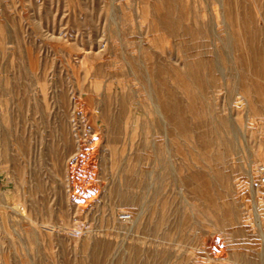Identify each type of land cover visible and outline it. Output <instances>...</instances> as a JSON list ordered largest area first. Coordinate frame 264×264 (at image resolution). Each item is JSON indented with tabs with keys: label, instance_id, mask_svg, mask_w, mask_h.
<instances>
[{
	"label": "rangeland",
	"instance_id": "374dc122",
	"mask_svg": "<svg viewBox=\"0 0 264 264\" xmlns=\"http://www.w3.org/2000/svg\"><path fill=\"white\" fill-rule=\"evenodd\" d=\"M250 26L264 30V0H0V193L15 189L0 204V257L264 264L254 216L258 207L264 229V113L249 110L247 74L232 62ZM148 78L167 107L165 134L152 114L151 125L120 119L115 135L107 120L96 127L109 87L130 82L147 97ZM208 111L232 117L234 152L211 141Z\"/></svg>",
	"mask_w": 264,
	"mask_h": 264
},
{
	"label": "bare ground",
	"instance_id": "6f19581e",
	"mask_svg": "<svg viewBox=\"0 0 264 264\" xmlns=\"http://www.w3.org/2000/svg\"><path fill=\"white\" fill-rule=\"evenodd\" d=\"M222 22L227 25L225 14H223ZM235 44H234L235 46H238L237 48L239 50V53L237 55H234V57L232 58V62L235 65V69H237L238 67L239 68L243 67L241 69L245 70L247 74L246 75L247 83L248 85H250V86H247V84L244 85L243 88L246 92H248V94L243 97L245 98V101L247 102V106L250 111H252L254 114L264 113V30L262 26L260 27L250 26L248 30V34L244 33V31L239 30L237 33ZM229 45H231V41H229V43H225V48H228ZM238 61L241 63V66H239ZM149 81H150V78H148V82ZM143 87L145 89L147 97L143 96L141 92H138V90L133 88L130 82H126L122 84L121 90L117 91L116 93H112L109 87L108 93H106L105 97L103 96L101 99H99V102L103 103V107L99 108L100 111H92L93 113L92 117L95 121L96 127H98L99 129L102 128V123H106V120H107L109 123L108 133L110 135H115L116 132L119 130V128H121V126L119 125L120 119L129 117L131 118V123L133 124H139L141 122H144V123L151 125L150 114H152L154 117L153 122H154V126L156 130L159 133L165 134L166 125H167L166 117H165L167 107L165 104H162L156 101L152 93L153 91L151 92L150 82L148 83V85L143 84ZM249 88L250 89L252 88V91H253L251 96L249 95V90H250ZM209 113H210V117L214 120L213 125H212L214 135L211 138V141L213 143L226 145L225 151L227 150L228 152H234L238 147L237 145L238 139H237L236 130H235L236 126L233 122L232 117L229 115H225L218 121L211 112ZM218 125H220L221 127L220 129L218 128ZM134 129H135V126L133 127V130ZM165 141L167 143V140ZM4 142L5 141H2L0 143V172L6 171V168H7V164L5 163V160L7 159V156H8V149ZM160 151H162V147H160ZM225 154L226 152H224V154L222 152L223 158ZM249 166L251 167L252 165L249 164ZM172 172L173 174L176 173L174 164L172 165ZM249 175L251 177H253L254 175L252 170H250V168H249ZM126 182L130 183L131 179L127 178ZM110 186L111 188L115 186V180L110 183ZM16 189H19V187H17ZM252 189L253 191H257V186L253 184ZM12 191H15V189H10L8 191H3L0 193V204L9 206L8 196L12 193ZM120 196L122 199L124 198L125 202H134L135 196L130 191H126ZM112 208L113 206H111V212L113 211ZM254 216H255V219L258 221L257 224L261 230L260 233L264 241L263 221L261 219V213L259 212L258 207L254 210ZM38 224L47 229L49 226L51 228V225L48 224V220L43 223H41V220H40ZM54 228H57V227L55 225L54 226L52 225V229ZM0 230L7 231L6 221H5L4 215L1 213H0ZM38 231L39 230L35 228V233ZM0 240L3 243V238L2 239L0 238ZM93 253L91 255L97 260V257H98L97 253L95 251H93ZM106 253L110 254V248H106ZM4 254L5 255H3V259L2 257H0V264H8V254L7 252H4ZM128 264H138V263H134V261L130 260Z\"/></svg>",
	"mask_w": 264,
	"mask_h": 264
},
{
	"label": "built area",
	"instance_id": "2783aa9c",
	"mask_svg": "<svg viewBox=\"0 0 264 264\" xmlns=\"http://www.w3.org/2000/svg\"><path fill=\"white\" fill-rule=\"evenodd\" d=\"M259 171H260V183H261V184H264V165H261V166L259 167ZM122 217L125 218V219H127V218L130 217V214H128V213H124V214L122 215Z\"/></svg>",
	"mask_w": 264,
	"mask_h": 264
}]
</instances>
